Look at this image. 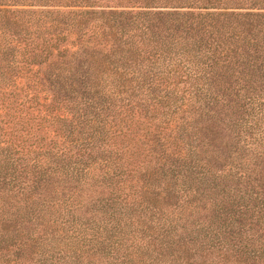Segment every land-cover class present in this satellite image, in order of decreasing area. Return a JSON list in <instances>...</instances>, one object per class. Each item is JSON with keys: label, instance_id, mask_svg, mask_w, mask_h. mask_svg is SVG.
<instances>
[{"label": "trees", "instance_id": "trees-1", "mask_svg": "<svg viewBox=\"0 0 264 264\" xmlns=\"http://www.w3.org/2000/svg\"><path fill=\"white\" fill-rule=\"evenodd\" d=\"M0 264H264V0H0Z\"/></svg>", "mask_w": 264, "mask_h": 264}]
</instances>
